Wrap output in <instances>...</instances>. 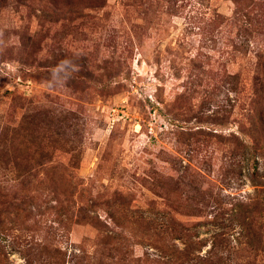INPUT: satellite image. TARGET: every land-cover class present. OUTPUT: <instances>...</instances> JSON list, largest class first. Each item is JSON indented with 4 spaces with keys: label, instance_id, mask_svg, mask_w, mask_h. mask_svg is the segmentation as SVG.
Wrapping results in <instances>:
<instances>
[{
    "label": "rangeland",
    "instance_id": "374dc122",
    "mask_svg": "<svg viewBox=\"0 0 264 264\" xmlns=\"http://www.w3.org/2000/svg\"><path fill=\"white\" fill-rule=\"evenodd\" d=\"M0 264H264V0H0Z\"/></svg>",
    "mask_w": 264,
    "mask_h": 264
}]
</instances>
